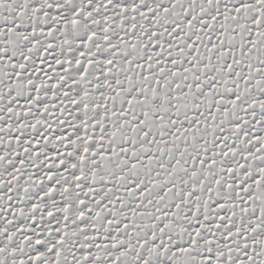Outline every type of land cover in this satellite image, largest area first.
<instances>
[{
    "label": "snow or ice",
    "instance_id": "6c2138e0",
    "mask_svg": "<svg viewBox=\"0 0 264 264\" xmlns=\"http://www.w3.org/2000/svg\"><path fill=\"white\" fill-rule=\"evenodd\" d=\"M0 264H264V0H0Z\"/></svg>",
    "mask_w": 264,
    "mask_h": 264
}]
</instances>
